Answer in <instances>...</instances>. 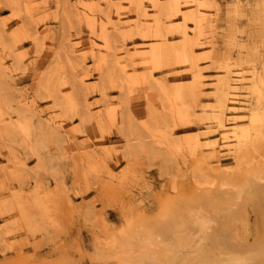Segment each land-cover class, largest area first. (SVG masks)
<instances>
[{
  "label": "rangeland",
  "instance_id": "374dc122",
  "mask_svg": "<svg viewBox=\"0 0 264 264\" xmlns=\"http://www.w3.org/2000/svg\"><path fill=\"white\" fill-rule=\"evenodd\" d=\"M170 3L0 0V264H131L125 235L181 208L200 165H218L204 170L216 184L246 176L220 140L223 160L207 164L187 142L220 138L218 121L232 122L220 105L231 76L242 119L264 110V93H251L254 77L264 81V0H203L200 32L195 2L180 4L191 18ZM159 40L186 46L195 65L173 56L156 67L143 50ZM262 143L247 152L252 167ZM245 206L233 232L253 243L261 227Z\"/></svg>",
  "mask_w": 264,
  "mask_h": 264
},
{
  "label": "bare ground",
  "instance_id": "6f19581e",
  "mask_svg": "<svg viewBox=\"0 0 264 264\" xmlns=\"http://www.w3.org/2000/svg\"><path fill=\"white\" fill-rule=\"evenodd\" d=\"M185 1L186 3L195 2V4H197L198 6L194 11L192 19L195 22L194 25H196L195 30H198L200 32L202 28L203 18L202 15H199V6L203 2V0ZM181 2L182 0H171V3L169 4V10L171 12L173 11L175 15H181L183 17L191 18V15H186L184 12L182 13V9L180 7ZM155 21H157V19ZM179 27L178 29L185 36L186 29L182 26ZM160 31V29H157L154 35L160 36ZM145 36L147 37L146 34ZM104 38H106V36ZM152 43L154 45L151 44V49L147 51L143 50V52H148L151 55V61L156 65V67H160L161 64H163L173 56H175V58L179 62H188L192 65H195L193 51L189 50L186 46H183V48L180 50L174 51V48H170L165 41L159 40L153 41ZM249 55L250 54H248L247 56ZM150 76L148 75V77ZM253 81L254 82L251 87V93L257 95L263 94V78L257 79L256 77H254ZM242 87L243 85H241L238 79H235L233 76H231V79L227 81V83H225L224 88L220 92L221 94H226L227 100V103L222 100L220 105H222L223 107L226 106V113L229 112V118H227V120L232 121L230 124H227L226 121L224 123V120L221 119V121H218L219 126L221 128L223 127L222 132H220V134L222 133V135H220L221 137L213 140H211L210 137L208 138L207 135V138H205L204 140H202L200 137H197L193 141H188L187 145L190 147L191 151L193 150L195 152H193L194 155L199 152L198 154H200L202 160H204L206 156L204 164H207L205 162L207 161L208 157H216V162H220L223 160L221 159V154H219L222 153L219 147L221 145L219 143L220 140L222 142L223 149H226L228 151L233 150V153L235 155L234 158L237 161L238 168H236L240 170L242 169V172L244 171L246 176H242L243 180L240 182L238 180L234 181L232 179L231 181H229L230 179H220V183L217 182L218 184H216V182H214L215 180H211V178H209L210 175L208 174V176L205 171H207L206 169H212L214 171V168H216L215 166L218 165L214 166V164H210V162L205 167H203V165H200L201 168L196 167L197 169L202 170L199 171L203 173V175L201 176H204V178L199 176L196 177L194 175L196 171L193 173V175L196 177L195 183L196 185L198 184V186L196 187L197 190L191 191L193 194H190L191 196H187L188 198L186 200L188 203L185 200V202L187 203L186 206V203L184 204V202L182 203L179 201H175L177 202V204L182 203V207H186V209L184 208L183 210L181 206V208H179L178 206V209L176 207L177 205L175 206L170 204L171 208L167 209L164 207L166 210L163 211V213L161 212V214L153 220L149 221L147 227L144 230L141 229L139 231L137 229L132 231L133 233H127V235H125V247L127 249H130L134 253V257H132L134 258V260H131L132 262L130 261L128 263L264 264V183H262L264 176L261 175L262 172L264 173V162L258 165V162L260 161L259 160L257 161V166L252 167L249 163V160H247L249 154L247 152L250 151L249 149H256L261 145L262 142L264 143V125L260 124L261 126L257 127V123H262L261 121H263L264 119V110H259L261 107L260 105L257 107H253L251 108V114L249 115L248 122H245V119H242V113H240L239 107L240 104H238L239 100H237V98L239 97L237 96L236 98V95L239 93V89ZM192 91L193 90L191 89V92ZM179 92L182 93L181 90ZM181 93H177L176 95L178 102H181L179 101V99L182 98L183 93ZM150 94L151 92L148 91L149 96ZM153 101L154 100H152V102ZM173 104L174 103H172V105ZM180 105H182V102ZM183 105H185V103ZM174 109L176 110V108ZM177 113L179 114V117L184 119L188 115V109L178 107ZM257 150L258 149H256L255 151ZM252 152L250 153V155L254 153ZM227 153L229 154V152ZM198 154H196V157ZM196 157L194 158L193 156V159L196 160ZM263 159L264 158H262V160ZM202 160H198V162H203ZM194 163L197 166V163ZM246 163H249V166L252 168L248 166L244 167ZM224 164L219 165L220 169L217 170L219 171V173L220 171L225 170L224 168L226 167V165ZM228 173L230 172L228 171ZM198 174L200 175V173ZM223 175L225 176L226 172L225 174L223 172ZM211 177L213 178V175ZM239 177L241 178L240 175ZM248 201L253 202V207L255 208V211L257 213L261 228L258 229L257 236L254 238L253 243H242L240 242V240H238V238L235 237L233 226L234 222L239 217H242L246 214L245 205ZM235 205L237 207L234 209L233 206Z\"/></svg>",
  "mask_w": 264,
  "mask_h": 264
}]
</instances>
